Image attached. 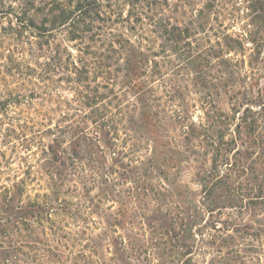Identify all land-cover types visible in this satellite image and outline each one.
<instances>
[{
    "label": "trees",
    "instance_id": "trees-1",
    "mask_svg": "<svg viewBox=\"0 0 264 264\" xmlns=\"http://www.w3.org/2000/svg\"><path fill=\"white\" fill-rule=\"evenodd\" d=\"M19 3L16 10L0 9V14L9 19V25L0 32V42L9 44L7 57L11 68L26 70L32 87L1 91L0 114H8L13 106L22 103L31 104L35 98L54 103L55 107L42 113L51 120L45 129L22 126L32 128L29 130L39 139L42 150L49 153V180L45 191L34 197L27 194L24 179L6 186L0 195V233L5 238L0 240V264H31L26 260L28 256H32L35 264H48L52 256L60 254L66 258L61 247H67L68 240L63 239L78 240L82 225L89 219L88 207L100 202L102 194L91 196L87 182L114 183L124 174L119 167H133L151 192L163 194L156 190L151 175L168 178L180 166L184 150L169 136L168 126L184 118V114L174 106L169 113L170 106L161 105L163 97L158 95L160 84L156 85V78L161 81L165 78L156 57L170 50L180 61L176 67L188 69L196 84L208 88L211 81L207 80V73L212 63L207 53L212 48L201 49L192 37L195 17L201 19L200 26L210 22V9L218 0H208L198 9L197 16L192 12L189 21L184 19L186 9H180L184 17L174 15L178 11L173 10L169 0H19ZM183 5L184 2L178 4ZM256 6L264 10V0H257ZM158 38L164 42L162 50H155ZM224 39L235 41L229 34ZM225 45L230 44L226 41ZM26 49L30 56L38 53L35 66L24 57ZM211 54L214 56V51ZM31 76L40 80L33 81ZM64 84L72 90V100L60 92ZM174 91L173 86L164 91L167 101L172 100ZM56 111L60 112V118L53 121L55 118L49 112ZM208 118L211 125L201 122L189 128L203 137L201 146H210L214 141L218 151H228L224 147L228 143L222 142L225 131L215 135L217 117L208 114ZM36 124L45 125L33 122ZM22 128V137H26ZM185 134L188 135L186 131ZM47 137L51 141L45 144ZM142 140H147L150 155L145 159L129 155V151H137ZM108 154L116 166L106 167ZM225 154L222 157L229 160ZM117 155L128 157L129 163L119 164ZM141 171L144 173L140 174ZM198 175L210 198L222 180L210 186L206 172ZM72 176L84 184L86 191L68 184L73 182ZM59 211L72 221L54 220L52 216ZM99 237L98 234L89 238L94 241ZM169 242L171 252L181 258L200 247L188 227L169 238ZM78 244L82 245L79 252L85 262L92 263L87 249L91 247L90 253L96 254L97 245ZM143 253L148 258L147 251L133 247V256L139 258ZM183 264H194L193 258H186Z\"/></svg>",
    "mask_w": 264,
    "mask_h": 264
},
{
    "label": "rangeland",
    "instance_id": "rangeland-1",
    "mask_svg": "<svg viewBox=\"0 0 264 264\" xmlns=\"http://www.w3.org/2000/svg\"><path fill=\"white\" fill-rule=\"evenodd\" d=\"M256 1L218 0V4L210 9V22L200 26L201 19H193L194 44L204 50L212 48L211 52L208 50L210 55L207 53L212 63L207 73V80L211 81L208 88L196 84L188 69L177 68L180 61L170 50L156 57L165 78L162 81L156 78V85L160 84L158 95L163 97L161 105L164 108L170 106L169 113L174 106L184 114V118L168 126L169 136L184 150L180 166L168 178L155 173L151 175L156 190L163 194L151 192L133 167H119L124 174L114 183L87 182L91 196L102 194L100 202L95 201L88 207L89 219L82 225L78 240L63 239L68 240V246L61 247L66 258L58 254L52 256L48 264H183L188 257L193 258L194 264H264V10L256 6ZM169 2L173 10L178 11L174 15L184 17L180 9H186L188 14L184 19L189 21L192 12L197 16L198 9L208 0ZM183 2V7H179L178 4ZM19 4V0H0V9L11 10L12 7L16 10ZM8 25L9 19L0 14V32ZM225 34L235 41L224 39ZM32 39L36 41V38ZM226 41L230 45H225ZM162 43L163 40L158 38L155 50H162ZM8 46V43L0 42V92L32 87L26 70L18 66L11 68ZM25 53L24 57L27 56L26 59L35 66L38 53L35 51L30 56L27 49ZM38 79L31 76L33 81ZM170 86L176 91L172 100L167 101L164 91ZM60 92L72 100L73 92L67 84ZM53 105L55 107L54 103L35 98L31 104L22 103L13 106L8 114H0V195L6 186L11 187L21 179L27 181V194L32 197L45 191L49 180V153L42 150L39 139L30 132L32 128L22 126L45 129L51 120L45 119L42 113ZM49 113L55 118L53 121L60 118L59 111ZM208 114L217 117V126L212 125L217 130L215 135L225 131L222 142L228 143L224 146L228 151H218L214 141L213 146H201L203 137L189 128L201 122L211 125ZM36 121L45 125H33ZM21 128L25 129L26 137H22ZM44 141L48 144L51 139L47 137ZM140 145L137 151H129V155L141 159L149 156L147 140H142ZM225 153L229 160L222 157ZM117 157L119 164L126 166L129 163L128 157ZM107 163L106 167L116 166L110 155ZM199 172L209 175L210 186L218 179L222 180L210 198L200 183ZM70 179L73 180L67 181L70 186L76 185L80 191H86L76 176ZM52 217L72 221L60 211ZM85 225L89 228L85 229ZM187 227L196 235L200 247L185 257H175L169 238L179 235ZM98 234L99 238L90 241L89 237ZM1 239L5 238L0 233ZM78 242L83 246L97 245L96 254L90 253L91 247L87 249L93 257L92 263L85 262L79 252L82 245ZM53 243L57 244L56 241ZM133 247L147 251L148 258L146 253L139 258L133 256ZM10 259L14 260V254ZM26 260L35 264L32 256Z\"/></svg>",
    "mask_w": 264,
    "mask_h": 264
}]
</instances>
